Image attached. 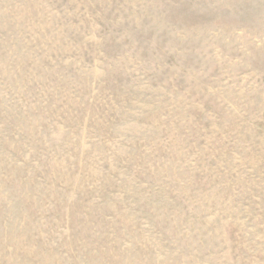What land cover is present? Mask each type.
Here are the masks:
<instances>
[{
  "label": "rangeland",
  "instance_id": "obj_1",
  "mask_svg": "<svg viewBox=\"0 0 264 264\" xmlns=\"http://www.w3.org/2000/svg\"><path fill=\"white\" fill-rule=\"evenodd\" d=\"M0 264H264V0H0Z\"/></svg>",
  "mask_w": 264,
  "mask_h": 264
}]
</instances>
